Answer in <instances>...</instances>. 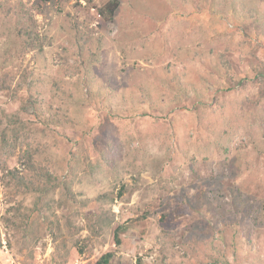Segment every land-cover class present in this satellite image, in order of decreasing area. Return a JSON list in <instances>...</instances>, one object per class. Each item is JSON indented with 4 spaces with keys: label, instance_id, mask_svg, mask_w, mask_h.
Wrapping results in <instances>:
<instances>
[{
    "label": "rangeland",
    "instance_id": "374dc122",
    "mask_svg": "<svg viewBox=\"0 0 264 264\" xmlns=\"http://www.w3.org/2000/svg\"><path fill=\"white\" fill-rule=\"evenodd\" d=\"M107 1L0 0V264H264V0Z\"/></svg>",
    "mask_w": 264,
    "mask_h": 264
},
{
    "label": "trees",
    "instance_id": "16d2710c",
    "mask_svg": "<svg viewBox=\"0 0 264 264\" xmlns=\"http://www.w3.org/2000/svg\"><path fill=\"white\" fill-rule=\"evenodd\" d=\"M119 5H120V0H108L101 7L100 13L104 18L112 19L116 10L118 9ZM255 21H256V24L264 27V15H257L255 17ZM246 33H247V30L245 31V33L243 32L244 36H242L243 37L242 39H244V38L247 39L249 37L246 35ZM260 35H261L260 32H258L257 36L259 39H260ZM262 42L263 43H261L260 45L262 46V48L264 50V41H262ZM226 63H227L226 57L223 56L222 57V65L223 64L225 65ZM254 70H255V76L253 77V79L251 81L254 82V84L259 87L260 94L264 95V57L262 59H259V62L255 65ZM240 81L242 82V84H244V82H243L244 80H240ZM244 85H246V84H244ZM197 106H199V104ZM198 109H199V107H198ZM7 117L8 118H6L5 128L1 132L2 139H1L0 149H2V150L5 149V147L8 146V144H9V143H7L6 138H5L9 131L11 132L10 136L13 138V141L10 142L12 147H15V144H16L17 138H18V134H20L24 131V128L22 126L24 124H23V120L20 117V115L15 113L12 116L7 115ZM28 152L31 153L29 150H28ZM28 162H26V165H28L27 168H29L30 165L34 164L33 162H31V163H28ZM8 174L11 176V179L15 181V183H16L15 185L20 186V187L32 185L33 189H39V190L46 191L47 189H49L51 187V185H53V187L54 186L56 187V185H57L56 179L48 171L40 173L39 182H40V179L41 178L43 179V177H44V180L40 185L37 183L35 184V182H33L32 179H30L28 181L26 178L25 172H24V174H20L17 172L16 168H14L13 170H9ZM61 183L64 184V186L67 189H69V185H67V186L65 185L66 181L63 180ZM58 184H60V179H58ZM28 216H27V218H28ZM103 217H104L103 214L101 216H99L100 219H102ZM27 222H28V220L26 219V222H24V224ZM104 223L105 222H103V224ZM21 227H22V225H21ZM28 229H29V226L24 225L23 230L25 233L28 232ZM122 229H123L122 226H118L115 229V241L118 244L121 243V230ZM226 229L227 228H224V230L226 232L220 231V238L226 240V242H225L226 252H230V251L236 252V249L240 248L241 242L240 241H233L234 239H231L232 241L227 240V237H226L227 236V234H226L227 230ZM113 256H114V252L108 251V252L101 255V257L97 261V264H108L112 260Z\"/></svg>",
    "mask_w": 264,
    "mask_h": 264
}]
</instances>
